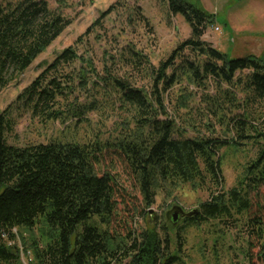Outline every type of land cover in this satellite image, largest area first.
Returning <instances> with one entry per match:
<instances>
[{"label": "trees", "instance_id": "1", "mask_svg": "<svg viewBox=\"0 0 264 264\" xmlns=\"http://www.w3.org/2000/svg\"><path fill=\"white\" fill-rule=\"evenodd\" d=\"M165 1L171 14L181 15L189 23L192 35L160 66L152 96L119 79L101 77L93 62L78 54L83 40L80 38L47 65L14 104L0 111V264H22L15 230L32 232L41 224L48 232L43 247L37 242L32 244L37 264H122L126 260L129 264H177L183 244L181 235L177 234L178 250L172 251L166 227L156 224L123 232L116 226L125 214L130 226L138 224L140 215L146 213L140 210V204L151 207L158 191L167 185L190 183L210 190V199L200 204L198 215L182 221L184 225L232 217L233 212L241 214L251 208L248 191L243 189L245 181L240 187L224 189L219 157L223 148L254 138L246 134L247 122L233 119L239 140L185 137L169 116L164 95L186 77L202 89L208 81L220 91L227 85L231 88L225 89L229 97H236L239 87L255 99L264 100V56L231 57L215 49L202 39L217 21L213 14L203 9L199 1ZM113 8L102 15L103 19ZM68 25L69 21L50 9L47 1L19 0L5 6L0 0V93ZM92 32L90 28L87 34ZM186 49L195 60L182 59L177 64ZM133 54V62L143 64V56L136 51ZM169 68L173 70L168 74ZM112 84L124 102L137 108L139 128L131 139L116 145L95 141L84 145L51 142L18 147L8 143V136L17 126L15 113L27 112L43 124L71 118L82 120L86 113L96 110L97 99L91 86L100 91ZM85 95L88 103H79ZM183 99L180 106L186 108V97ZM160 115L165 118L159 119ZM252 127L255 138L264 139V129ZM109 159L113 170L119 164L132 178L130 182L143 196L141 203L125 194L118 175L113 176L110 170L98 172L97 166ZM245 180L249 181L247 188L264 187V142L248 167ZM123 208L126 212H122ZM251 223L257 231L253 233L260 236L264 231L262 219H251Z\"/></svg>", "mask_w": 264, "mask_h": 264}, {"label": "rangeland", "instance_id": "2", "mask_svg": "<svg viewBox=\"0 0 264 264\" xmlns=\"http://www.w3.org/2000/svg\"><path fill=\"white\" fill-rule=\"evenodd\" d=\"M1 1L6 6L19 0ZM44 1H47L50 9L68 20L69 25L16 81L0 93V111L14 104L18 95L46 66L80 38L83 40L78 54L93 62V68L101 77L106 80L119 79L131 88L143 90L152 96L154 79L160 66L192 35L189 23L183 16L171 14L165 0ZM185 1L192 4L200 2L203 9L217 18L216 23L203 35L202 39L208 45L231 57L249 54L264 56V0ZM112 6V12L103 19L102 15ZM143 17L146 21L142 20ZM96 21L100 22L94 26ZM90 28L93 32L89 35L87 32ZM133 51L143 56V64L133 62ZM182 59L194 61L195 56L186 49L177 59V64ZM172 70L169 68L167 73H172ZM91 87L94 88L91 93L97 99L96 110L86 113L83 121L71 118L43 124L32 119L27 112L15 113L17 126L14 133L8 136V143L18 147L51 142L84 145L95 141L116 145L135 136L139 128L137 108L124 102L113 84L100 91L97 87ZM218 89L212 81H208L206 88L202 89L184 77L164 95L167 112L185 137L190 138L212 136L239 140L233 119L247 122L246 134L254 138L241 140L239 146L223 148L219 157L222 160L224 189L229 191L240 187V183L245 181L243 189L248 191L251 208L241 214L233 212L232 217L212 219L200 225H184L182 221L174 224L167 213L175 206L190 212L199 209L200 204L211 196L210 190L180 183L164 186L158 191L155 204L151 207L140 204V210L144 209L146 213L140 215L138 224L130 226L131 221L125 214L116 226L122 228L123 232L127 228L140 231L156 224L161 228L166 227L172 240V251L178 250L177 234L181 235L183 244L177 264H264V231L262 236L253 233L257 231L251 223V219L260 217L264 229V187L247 188L249 181L245 180L248 167L264 142L263 138H255L256 132L252 127L264 129V100L255 99L239 87L236 97H229V90L226 92L228 95L225 94V89H231L227 85L223 86V91ZM87 95L82 96L79 103H88ZM182 96L186 97V108L180 106L185 100ZM164 118L163 115L159 116V119ZM110 161H102L97 166L98 172L102 174L110 170L113 176L118 175L127 192L125 194L136 197L141 203L143 196L139 188L130 182L132 178L119 164L113 170ZM122 212L126 210L123 208ZM118 216L122 217L119 211ZM47 232L44 224L38 225L32 232L16 230V245L22 264H37L32 244L37 242L43 247ZM122 264L129 263L126 260Z\"/></svg>", "mask_w": 264, "mask_h": 264}, {"label": "water", "instance_id": "3", "mask_svg": "<svg viewBox=\"0 0 264 264\" xmlns=\"http://www.w3.org/2000/svg\"><path fill=\"white\" fill-rule=\"evenodd\" d=\"M199 209H195L190 212H186L182 207L175 206L171 211L167 213L168 217H172L174 222H178L179 218L187 219L198 215Z\"/></svg>", "mask_w": 264, "mask_h": 264}, {"label": "flooded vegetation", "instance_id": "4", "mask_svg": "<svg viewBox=\"0 0 264 264\" xmlns=\"http://www.w3.org/2000/svg\"><path fill=\"white\" fill-rule=\"evenodd\" d=\"M167 217H168V216H167ZM168 218H170V219H171V222L174 223V224H176V223H178V222H181V221H184V220H185V219H183V218L180 217L179 220H178V222H174L171 216L168 217Z\"/></svg>", "mask_w": 264, "mask_h": 264}, {"label": "built area", "instance_id": "5", "mask_svg": "<svg viewBox=\"0 0 264 264\" xmlns=\"http://www.w3.org/2000/svg\"><path fill=\"white\" fill-rule=\"evenodd\" d=\"M15 232H16V230H15ZM10 245H12V244H10Z\"/></svg>", "mask_w": 264, "mask_h": 264}]
</instances>
